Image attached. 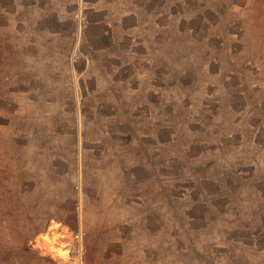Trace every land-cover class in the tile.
I'll return each mask as SVG.
<instances>
[{
  "label": "rangeland",
  "instance_id": "rangeland-1",
  "mask_svg": "<svg viewBox=\"0 0 264 264\" xmlns=\"http://www.w3.org/2000/svg\"><path fill=\"white\" fill-rule=\"evenodd\" d=\"M0 264H264V0H0Z\"/></svg>",
  "mask_w": 264,
  "mask_h": 264
},
{
  "label": "crops",
  "instance_id": "crops-1",
  "mask_svg": "<svg viewBox=\"0 0 264 264\" xmlns=\"http://www.w3.org/2000/svg\"><path fill=\"white\" fill-rule=\"evenodd\" d=\"M95 4H97L98 6H100L97 2H95Z\"/></svg>",
  "mask_w": 264,
  "mask_h": 264
}]
</instances>
